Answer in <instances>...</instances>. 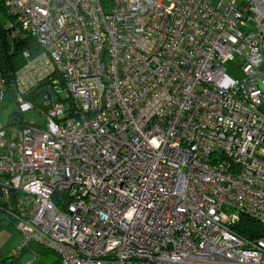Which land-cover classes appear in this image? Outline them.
<instances>
[{
  "label": "built area",
  "instance_id": "built-area-1",
  "mask_svg": "<svg viewBox=\"0 0 264 264\" xmlns=\"http://www.w3.org/2000/svg\"><path fill=\"white\" fill-rule=\"evenodd\" d=\"M0 1L10 37L40 49L0 64L11 256L264 264V0ZM36 109L44 126L19 118ZM242 217L259 237L234 232Z\"/></svg>",
  "mask_w": 264,
  "mask_h": 264
},
{
  "label": "trees",
  "instance_id": "trees-1",
  "mask_svg": "<svg viewBox=\"0 0 264 264\" xmlns=\"http://www.w3.org/2000/svg\"><path fill=\"white\" fill-rule=\"evenodd\" d=\"M109 0H103L105 4ZM0 16L4 17L7 21H2L0 19V64L4 73H10L12 71L18 70L22 67L24 60L22 59V52L28 50L31 52L32 56L40 52L39 47L36 45L34 40L29 38H17L12 39L9 35V30L6 28L7 22L10 18L7 16L4 6L0 1ZM44 85H39L35 88L32 93L28 95L29 99L36 102L40 98V93L45 90ZM5 203L0 202V207H5ZM4 212L0 210V221L4 220ZM10 226V225H8ZM234 232L244 238L253 239L260 236V226L247 218L242 217L239 224L233 227ZM11 258H18L11 256ZM34 258V257H33Z\"/></svg>",
  "mask_w": 264,
  "mask_h": 264
},
{
  "label": "rangeland",
  "instance_id": "rangeland-1",
  "mask_svg": "<svg viewBox=\"0 0 264 264\" xmlns=\"http://www.w3.org/2000/svg\"><path fill=\"white\" fill-rule=\"evenodd\" d=\"M2 21H7L4 17L0 16ZM227 74L232 78L240 77V73L238 69L230 64L226 65ZM17 112V106L13 101H9L6 99L3 104L0 106V123L4 126H7L10 123V118ZM19 118L25 123H36L40 126H44L46 123L45 117L41 114V112L36 109L30 112L19 115ZM226 214L232 213L230 209H224ZM0 229H5L10 234L17 237V241L21 240L20 234L11 226H8L4 220L0 221ZM16 248L13 247L10 250V253L14 251ZM5 255V259L3 260V264H27L32 261L31 264H57L59 258L58 256L48 250L42 249L41 247L32 244L28 250H24L18 258H8ZM34 257V258H33Z\"/></svg>",
  "mask_w": 264,
  "mask_h": 264
},
{
  "label": "crops",
  "instance_id": "crops-1",
  "mask_svg": "<svg viewBox=\"0 0 264 264\" xmlns=\"http://www.w3.org/2000/svg\"><path fill=\"white\" fill-rule=\"evenodd\" d=\"M21 236V235H20ZM22 242V237L20 241H17V237L10 234L5 229H0V264H3V260L5 259V255L8 258L10 254V250L14 248H18V246ZM32 261L29 263L31 264Z\"/></svg>",
  "mask_w": 264,
  "mask_h": 264
}]
</instances>
